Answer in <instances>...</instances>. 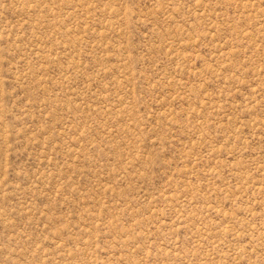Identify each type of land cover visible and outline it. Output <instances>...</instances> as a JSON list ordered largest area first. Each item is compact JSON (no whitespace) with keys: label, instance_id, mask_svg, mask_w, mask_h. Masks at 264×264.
<instances>
[{"label":"rangeland","instance_id":"1","mask_svg":"<svg viewBox=\"0 0 264 264\" xmlns=\"http://www.w3.org/2000/svg\"><path fill=\"white\" fill-rule=\"evenodd\" d=\"M0 264H264V0H0Z\"/></svg>","mask_w":264,"mask_h":264}]
</instances>
